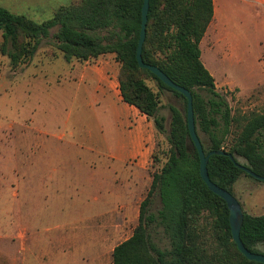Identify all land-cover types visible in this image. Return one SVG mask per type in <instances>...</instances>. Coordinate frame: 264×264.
I'll return each instance as SVG.
<instances>
[{
    "label": "trees",
    "instance_id": "obj_1",
    "mask_svg": "<svg viewBox=\"0 0 264 264\" xmlns=\"http://www.w3.org/2000/svg\"><path fill=\"white\" fill-rule=\"evenodd\" d=\"M142 5L143 0H75L41 23L0 7V54L8 58L13 71L27 65L55 28L53 47L66 62L114 55L122 100L144 114L156 138L165 140L163 147L156 142L151 156L152 167L157 168L140 203L138 223L131 236L113 248L111 264H263L238 251L226 203L200 177L198 153L187 129L186 99L137 64ZM212 20L213 0H149L141 56L145 64L191 93L204 154L225 152L210 155L209 179L233 195L241 175L254 179L234 162L264 177V110H234L217 92L199 48ZM165 91L183 104L168 105L169 121L160 114ZM156 198L160 206L152 212ZM243 212L240 240L251 253L264 255V214ZM158 229L168 241L167 248L152 239Z\"/></svg>",
    "mask_w": 264,
    "mask_h": 264
},
{
    "label": "rangeland",
    "instance_id": "obj_2",
    "mask_svg": "<svg viewBox=\"0 0 264 264\" xmlns=\"http://www.w3.org/2000/svg\"><path fill=\"white\" fill-rule=\"evenodd\" d=\"M14 11L21 15L20 10ZM26 17L41 23L52 15ZM211 24L205 41L199 44L200 60L214 78L217 92L234 110H264V5L255 0H216ZM55 30L51 29L48 38L41 41L33 59L14 71L8 58L0 54V264H60L63 249L68 247L71 253L76 246L74 256L81 258L83 264H111V249L136 227L132 209L122 210L125 217L117 210L115 221L125 218V224H119L118 232L104 247L98 243L93 256L92 240L85 230L89 225L77 226L81 233L76 241H63L60 234L65 233L66 238L72 226L65 223L92 211L59 208L56 200L63 205L70 203L71 192H54V188L50 189L53 184L48 183L49 191L41 193L40 188L33 189L29 184L28 191H34L35 198L26 202L24 168L30 162L25 156L47 152L49 145L63 146L85 137L82 125L77 124L73 103L77 66L107 58L118 65L112 54L87 62H66L53 47ZM168 105L181 108L183 104L171 92L162 94L160 114L169 121ZM86 117L82 119L89 123V115ZM59 139L63 142L58 143ZM157 141L161 147L165 145L163 138H156L154 130V148ZM239 161L243 163L242 159ZM156 168L151 160L148 175ZM54 176V181L61 180L62 184L68 177L66 172ZM232 192L247 214H264V182L241 175ZM159 206L156 198L151 211ZM152 239L160 248L168 247L160 229L152 234Z\"/></svg>",
    "mask_w": 264,
    "mask_h": 264
},
{
    "label": "crops",
    "instance_id": "obj_3",
    "mask_svg": "<svg viewBox=\"0 0 264 264\" xmlns=\"http://www.w3.org/2000/svg\"><path fill=\"white\" fill-rule=\"evenodd\" d=\"M73 1L75 0H0V7L12 13L20 10L24 16L30 14L32 17H41L53 15L59 7ZM255 1L264 5V0ZM215 6L216 0H213V17ZM206 33L201 42L205 41L208 35ZM2 41L3 37H0V43ZM101 61L79 65L73 75L76 77L73 80V103L78 114L77 124L80 127L82 125L85 137L72 143L66 142L63 146L49 145L47 152L24 158L30 162L24 168L26 202L35 198L34 191H28L29 184L33 189L40 188L39 192L42 193L49 191L47 184L50 183L53 184L50 189L54 188V192L65 190L73 194L69 198L70 203L66 205L56 200L59 208L92 209L86 214L81 213L77 220L65 223L72 226L66 238L65 233L60 234L63 235V241L68 238L76 241L81 233L77 226L89 225L85 230L92 240L93 256L98 243L100 247H104L118 232L119 224H125V218L120 222L115 221L117 210H121L125 217L126 212L123 213L122 210L132 209L135 226L138 223L139 206L152 181L148 169L154 149L152 122L137 108L122 100L117 81L118 65L108 58L107 61ZM86 114L90 117L89 123L82 119ZM61 139L57 140L58 143L63 142ZM63 172L68 176L63 184L58 179L55 182L54 175ZM76 247L75 250L78 249ZM69 250L67 247L59 254L60 264H83L81 258L74 256L75 250L71 253ZM112 251L113 248L111 253Z\"/></svg>",
    "mask_w": 264,
    "mask_h": 264
},
{
    "label": "water",
    "instance_id": "obj_4",
    "mask_svg": "<svg viewBox=\"0 0 264 264\" xmlns=\"http://www.w3.org/2000/svg\"><path fill=\"white\" fill-rule=\"evenodd\" d=\"M148 8H149V0H143V5L141 8V24H140V32H139V38L137 41V47H136V61L138 66L141 69H146L150 71L152 74H154L163 84H165L168 88L180 93L185 99H186V121H187V129L189 132L190 139L194 145V148L196 149L199 157V174L204 182V184L207 186V188L215 195L220 197L227 205V209L229 212V224H230V230H231V237L233 242L236 244L238 251L248 260L255 261L259 263L264 264V255L262 254H254L248 251L244 245L242 244L240 240V229L243 223V216L244 212L241 207V205L238 203V201L235 199V197L230 194L228 191L221 189L216 184H214L208 176L207 172V163L210 155H225V152L223 150L219 151H212L208 155H205L203 152L202 144L198 138V135L196 133L195 124H194V117H193V107H192V95L191 93L186 90L185 88L176 85L173 83L160 69H158L155 66L145 64L142 60V46L145 40L146 36V24H147V14H148ZM229 159L234 162V159L232 155H228ZM235 166L251 176L252 178L264 182V177L259 176L255 173H253L248 168L239 165L235 163Z\"/></svg>",
    "mask_w": 264,
    "mask_h": 264
}]
</instances>
